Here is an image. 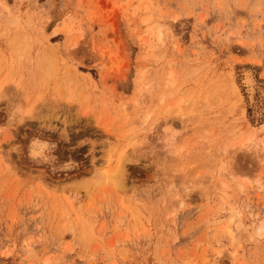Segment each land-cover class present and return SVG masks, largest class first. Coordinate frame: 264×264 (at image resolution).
I'll return each instance as SVG.
<instances>
[{"label":"rangeland","instance_id":"374dc122","mask_svg":"<svg viewBox=\"0 0 264 264\" xmlns=\"http://www.w3.org/2000/svg\"><path fill=\"white\" fill-rule=\"evenodd\" d=\"M0 84V264H264V0H0Z\"/></svg>","mask_w":264,"mask_h":264},{"label":"bare ground","instance_id":"6f19581e","mask_svg":"<svg viewBox=\"0 0 264 264\" xmlns=\"http://www.w3.org/2000/svg\"><path fill=\"white\" fill-rule=\"evenodd\" d=\"M248 75V74H247ZM247 79V78H246ZM248 83V82H247ZM250 83V84H249ZM249 83H248V85L250 86L252 83H251V81H249ZM0 87H1V84H0ZM180 104H175L173 107H168L169 108V110L171 109V108H173V109H177L178 108V106H179ZM27 111V112H26ZM25 112L27 113V115H28V113L29 114H31V110H26ZM133 145H134V142H131V146L133 147ZM127 160V156H126V154L124 153V152H121V154H120V156L118 157V163L112 168V169H110V170H105V171H102V172H100V171H96L97 173L96 174H94L95 175V177H94V180H96V182H98L97 180H103V181H110V182H112L113 184H115V186H118V185H120V183H121V177H122V172H123V170H124V162ZM92 181H93V179H92ZM86 183V182H85ZM90 183V182H89ZM95 183V182H94ZM84 185V184H83ZM82 185V186H83ZM88 187V186H87ZM86 188V187H85Z\"/></svg>","mask_w":264,"mask_h":264}]
</instances>
